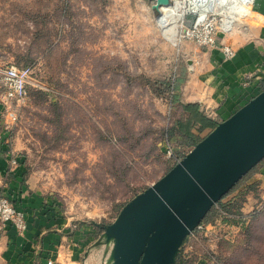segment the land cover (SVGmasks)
<instances>
[{"label":"rangeland","instance_id":"obj_1","mask_svg":"<svg viewBox=\"0 0 264 264\" xmlns=\"http://www.w3.org/2000/svg\"><path fill=\"white\" fill-rule=\"evenodd\" d=\"M183 1L159 22L156 0H0V66L33 69L26 103L7 102L20 114L14 148L32 185L89 228L91 251H106L107 227L175 166L165 144L180 157L200 143L191 148L183 134L166 142L165 134L187 118L180 98L169 102L168 81L204 49L176 40L180 25L198 17ZM256 1L251 16H231L230 32L225 11L216 9L225 44L236 49L247 42V26H264ZM3 92L0 84V105ZM203 226L186 239L177 264H264V160Z\"/></svg>","mask_w":264,"mask_h":264},{"label":"crops","instance_id":"obj_2","mask_svg":"<svg viewBox=\"0 0 264 264\" xmlns=\"http://www.w3.org/2000/svg\"><path fill=\"white\" fill-rule=\"evenodd\" d=\"M171 5L172 0L159 6V22L168 20L165 12ZM247 8L246 16H251L249 5ZM255 8L263 14L264 0H257ZM246 31V43L236 49L231 45L236 50L234 58L225 59L220 47H205L186 68L180 70L179 65V73L173 77L181 102L199 104L221 123L264 90V26H247ZM1 103L0 195L9 197L26 213L28 230L20 235L8 227L0 233V264H106L105 247L101 254L90 250L89 228L60 212L53 197L36 189L28 179L24 159L13 145V129L5 125L8 103Z\"/></svg>","mask_w":264,"mask_h":264},{"label":"water","instance_id":"obj_3","mask_svg":"<svg viewBox=\"0 0 264 264\" xmlns=\"http://www.w3.org/2000/svg\"><path fill=\"white\" fill-rule=\"evenodd\" d=\"M262 160L264 90L124 207L104 234L106 264H177L185 240Z\"/></svg>","mask_w":264,"mask_h":264},{"label":"built area","instance_id":"obj_4","mask_svg":"<svg viewBox=\"0 0 264 264\" xmlns=\"http://www.w3.org/2000/svg\"><path fill=\"white\" fill-rule=\"evenodd\" d=\"M248 1L249 0H240V8H246ZM217 8L218 6L216 3H214L212 7L202 5L199 11H197L198 17L195 22L190 26H185L183 22V24L180 25L181 29L176 31L175 37L178 41H194L202 48L220 47L225 59H232L236 56V50L231 45L220 42L219 24L221 23V25H223V19L221 18L223 15L220 11L216 12ZM258 16L261 18L264 17L261 13H258ZM224 23L226 25L224 30L230 32L231 29L228 30L225 21ZM32 75V67H0V84L4 91V100L6 102H13L16 104L17 108L23 106L29 97V87L33 85ZM16 107L13 110H8L4 114L5 125L9 129L15 128L20 120V114ZM165 147L169 158L173 159L175 165L181 162L185 157H178L169 143L165 144ZM11 155V163L15 165L17 160L14 156V150H11ZM0 183H2V181H0ZM8 227H12L18 234L24 235L28 230V221L26 213L23 210L19 209L9 197L0 195V233L5 232ZM203 227V223H201L195 231L202 230ZM50 264H52V262H50Z\"/></svg>","mask_w":264,"mask_h":264},{"label":"trees","instance_id":"obj_5","mask_svg":"<svg viewBox=\"0 0 264 264\" xmlns=\"http://www.w3.org/2000/svg\"><path fill=\"white\" fill-rule=\"evenodd\" d=\"M167 91V95L170 99L169 102L172 104V106H174L176 102H179V93L177 92L176 80H174V78H171L168 81ZM57 104L58 102H53L54 106H57ZM182 108L187 118L185 120L176 121L175 125L171 129L166 130V142H170V138H174L176 134H183L184 136H188L191 139V148H194L199 142L203 140V138H200V136H198L199 133H203L206 130H214L218 126L219 122L207 115L201 109V106L197 103L183 104ZM186 154L187 153H184L180 157L183 158L184 156H186ZM225 219L227 222L233 223L231 218L225 217ZM204 220L202 221V223L204 222ZM181 251L179 253L178 259L180 258Z\"/></svg>","mask_w":264,"mask_h":264},{"label":"bare ground","instance_id":"obj_6","mask_svg":"<svg viewBox=\"0 0 264 264\" xmlns=\"http://www.w3.org/2000/svg\"><path fill=\"white\" fill-rule=\"evenodd\" d=\"M186 1L187 0L183 1V3H186V5H187ZM212 1L213 0H188V2H190L189 4L191 6L195 5L194 12L199 11V9H200V7H202V5H207V7H209V6L212 7V5H214V3H216L219 8H221L222 10L225 11V14H226L225 19H226V24H227L228 30L233 29V25H232V21H231V19H232L231 16L233 14L241 15V16H246L249 14V9L247 7L246 8L245 7L240 8V6H241L239 3L240 0H214V3L211 4ZM172 2H173L172 6L168 10H166V12H165V17H166V19H169V20H170V18H168V17L173 14V11L176 9V6H177V4L175 6V0H172ZM252 2H253V0L251 2H249L248 5H250V3H252ZM227 6H229V8H226ZM228 10H231L232 12L231 11L227 12ZM167 25H169V22ZM231 26H232V28H231Z\"/></svg>","mask_w":264,"mask_h":264}]
</instances>
